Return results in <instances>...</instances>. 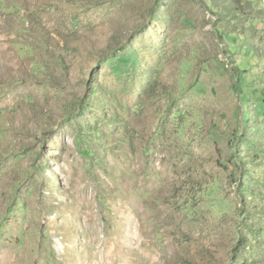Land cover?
I'll use <instances>...</instances> for the list:
<instances>
[{
	"label": "rangeland",
	"instance_id": "rangeland-1",
	"mask_svg": "<svg viewBox=\"0 0 264 264\" xmlns=\"http://www.w3.org/2000/svg\"><path fill=\"white\" fill-rule=\"evenodd\" d=\"M0 264H264V0H0Z\"/></svg>",
	"mask_w": 264,
	"mask_h": 264
},
{
	"label": "trees",
	"instance_id": "trees-1",
	"mask_svg": "<svg viewBox=\"0 0 264 264\" xmlns=\"http://www.w3.org/2000/svg\"><path fill=\"white\" fill-rule=\"evenodd\" d=\"M233 1L238 2V1H240V0H233Z\"/></svg>",
	"mask_w": 264,
	"mask_h": 264
}]
</instances>
